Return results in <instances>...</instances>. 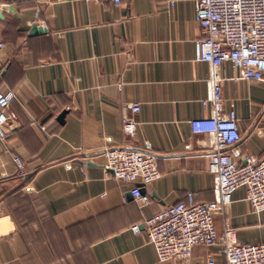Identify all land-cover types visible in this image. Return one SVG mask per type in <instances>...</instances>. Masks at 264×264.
I'll list each match as a JSON object with an SVG mask.
<instances>
[{
	"label": "crops",
	"instance_id": "0c3cea01",
	"mask_svg": "<svg viewBox=\"0 0 264 264\" xmlns=\"http://www.w3.org/2000/svg\"><path fill=\"white\" fill-rule=\"evenodd\" d=\"M195 1L0 0V89L16 94L0 138V264H169L132 227L189 193L196 203L214 200L209 137L191 127L210 117L200 103L209 65L195 59ZM35 24L45 31L31 35ZM223 70L234 74L230 63ZM223 88L242 134L231 156L264 158V81ZM129 103L141 105L133 138L122 126ZM112 147L159 156L161 177L142 186L148 205L104 168L102 152ZM246 196L238 188L230 221L240 243H264V212ZM215 225L221 236L222 221ZM221 249L195 247L180 264L209 255L226 264Z\"/></svg>",
	"mask_w": 264,
	"mask_h": 264
},
{
	"label": "built area",
	"instance_id": "2783aa9c",
	"mask_svg": "<svg viewBox=\"0 0 264 264\" xmlns=\"http://www.w3.org/2000/svg\"><path fill=\"white\" fill-rule=\"evenodd\" d=\"M28 1V0H23ZM121 5L123 0H112ZM163 2L169 8L176 0H152ZM195 21L202 30V37L195 42V59L209 65L207 96L200 101L209 109L210 117L191 121L194 134L207 135L208 170L214 178V200L196 203L194 194L187 195L186 202L171 205L132 227L134 233L146 231L155 248L160 263L180 264L189 261L195 247L210 248L221 245L226 264H264V243H240L233 227L229 209L234 203L238 188L245 187L246 201L255 213L264 212V158H246L245 164L234 161L230 150L242 140L236 111H225L226 81H264V0H196ZM4 43H0V49ZM230 63L233 76L227 77L223 67ZM16 99L13 91L0 89V138L9 123L8 110ZM139 103H129L123 109L122 126L131 138L137 133ZM104 168L124 183L131 184L132 194L141 205H148L150 197L143 194L142 186L161 177L159 156L153 152L128 147H112L103 150ZM21 177L27 175L20 157H14ZM221 220L220 236L216 221ZM205 264H217L213 255Z\"/></svg>",
	"mask_w": 264,
	"mask_h": 264
},
{
	"label": "water",
	"instance_id": "95a60500",
	"mask_svg": "<svg viewBox=\"0 0 264 264\" xmlns=\"http://www.w3.org/2000/svg\"><path fill=\"white\" fill-rule=\"evenodd\" d=\"M0 16H1V13H0ZM45 31V29L43 27H39L37 24L33 25L32 27V30H31V35H36V34H39L41 32ZM67 111H63L59 117H58V121L60 123H64V120H65V115H66Z\"/></svg>",
	"mask_w": 264,
	"mask_h": 264
}]
</instances>
